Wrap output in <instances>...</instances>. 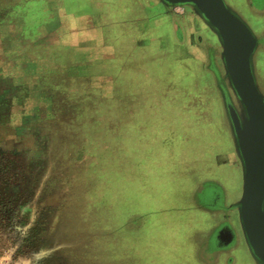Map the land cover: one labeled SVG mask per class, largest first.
<instances>
[{"label":"rangeland","instance_id":"374dc122","mask_svg":"<svg viewBox=\"0 0 264 264\" xmlns=\"http://www.w3.org/2000/svg\"><path fill=\"white\" fill-rule=\"evenodd\" d=\"M139 5L0 0V264H198L185 250L199 229L180 240L189 215L202 221L194 189L230 183L227 199L238 197L200 19ZM248 254L241 244L217 264H251Z\"/></svg>","mask_w":264,"mask_h":264},{"label":"water","instance_id":"95a60500","mask_svg":"<svg viewBox=\"0 0 264 264\" xmlns=\"http://www.w3.org/2000/svg\"><path fill=\"white\" fill-rule=\"evenodd\" d=\"M159 1L166 7H190L219 43L225 92L220 90L234 150L241 162V193L234 206L250 257L255 264H264V95L252 68L257 38L224 0Z\"/></svg>","mask_w":264,"mask_h":264},{"label":"flooded vegetation","instance_id":"af4514ba","mask_svg":"<svg viewBox=\"0 0 264 264\" xmlns=\"http://www.w3.org/2000/svg\"><path fill=\"white\" fill-rule=\"evenodd\" d=\"M224 1L245 20V22L249 25L257 38V45L253 55L252 68L255 81L264 95V70H262L261 67L257 65L258 61L256 60L258 59L255 60L257 56L259 57L261 54L264 55V0H237V3L236 0ZM238 6L242 7L243 10H240ZM249 10L251 12H249ZM195 16L199 18L197 15ZM256 22L260 25L258 29L254 26ZM199 23H201L200 26L204 27V30L201 27L200 30L204 33V36L207 39V41L203 43L202 47L206 57L204 68L209 72L214 82L225 113V120L227 125L226 135L228 137V142L226 146H224V150L222 153L229 154L226 151V147H230V152L232 151L237 162L236 164H234V167H232L233 165L230 167H232V169L234 170L236 169L239 172L240 176L241 162L234 150L229 119L224 107V100L222 98L223 93L220 90L223 89L225 83L221 77V75H223V69L219 58V43L216 40L214 34L207 28V26L202 22L201 19ZM175 30L179 32L180 29L179 27H175ZM198 39H200V36H198ZM214 42L218 44V48L214 45ZM217 73H219V76ZM222 91L225 92V89H223ZM230 97L233 104L235 105V108L238 110L239 106L232 93H230ZM231 187L233 186H231L230 183H228V187L224 186L223 188L220 184H214L212 180L209 182L204 180L200 182L196 189H194L195 191H193L192 205L196 208L197 211L202 213V218H200L202 220L200 223L201 226L198 228L200 240L197 243L198 257L201 264H217L222 253L231 251L239 247L241 244L245 245L237 219V211L234 206V202L236 200L228 201L227 199V193H229L230 190L233 189ZM205 216L208 218H206ZM203 220L209 221L203 223ZM195 229L192 230L194 233H196ZM231 261L232 258H229L226 262L228 264H231ZM251 264H255L253 260L251 261Z\"/></svg>","mask_w":264,"mask_h":264},{"label":"crops","instance_id":"0c3cea01","mask_svg":"<svg viewBox=\"0 0 264 264\" xmlns=\"http://www.w3.org/2000/svg\"><path fill=\"white\" fill-rule=\"evenodd\" d=\"M146 1V0H145ZM144 0H134V2H135V4L136 3H140V7L142 8V10H145L146 12H148V10L150 9V7H154L155 5H157L158 3L159 4H161V6H162V8L165 10V12L166 13H168V14H170L169 12L170 11H168V10H166L167 8L159 1V0H153L152 1V5H150V6H147V4H146V2H148V1H146L145 2ZM138 5V4H137ZM146 8V9H145ZM147 15H149L148 16V18L147 19H145L144 21H141V27L139 26V29H145V31L147 32V31H149V30H151V29H153V28H156L157 26L155 25V22L153 21V20H155V18L154 17H156V16H154L152 13H148ZM153 18V19H152ZM252 19H254V18H252ZM134 21V20H133ZM135 21H140V19H136ZM198 25V23L196 24V26L194 27V28H199L200 29V27L201 28H203V30H204V27L203 26H200V24H199V26H197ZM254 26H255V28H259L260 27V25H259V23H255L254 24ZM174 29H175V27L173 26V23L171 24V31L172 32H174ZM137 29H135V31H136ZM143 32V33H138V39H140L141 37H144L145 35H147V33L146 32ZM183 31V30H182ZM182 31L181 30H179V38H177L176 40H180L181 39V33H182ZM205 31H206V29H205ZM204 31V32H205ZM171 33V32H170ZM144 34V35H143ZM184 34H185V31H184ZM173 40V39H172ZM217 40V39H216ZM177 42V41H176ZM213 42V41H212ZM215 43V42H214ZM172 44H170V46H171ZM217 48H218V44H214ZM189 47V46H188ZM187 47V48H188ZM190 47H191V45H190ZM220 47V46H219ZM262 56H264L263 54L262 55H260L259 57L257 56V58H255V60L256 59H258V60H256V61H258L257 62V65L258 66H260L261 67V69L262 70H264V63H263V60H264V58L262 59ZM190 57V56H189ZM194 57V56H193ZM190 72V71H189ZM188 72V73H189ZM207 72V74L209 75V77L211 78V76H210V74H209V72L208 71H206ZM191 73H194V71H192ZM188 75V74H187ZM193 76V75H192ZM211 85V89H212V91H213V94H215V96H216V102H217V105H220L221 106V111H222V114L224 115V117H225V113H224V110H223V105H222V103H221V100H220V98H219V95H218V93H217V89H216V87H215V85H214V82H213V80H212V78H211V83H210ZM214 89V90H213ZM209 97H211L212 95H208ZM209 125H210V123H209ZM203 128H201V129H204V128H206V126H207V124L206 123H204L203 125ZM226 133H227V129L225 130V132H224V135H225V138H226V141L228 142V137H227V135H226ZM204 134V133H203ZM204 136V135H203ZM205 137V136H204ZM227 142H225L224 144H225V146H226V144H227ZM224 156H225V159L226 160H228L227 159V154H224ZM236 172L238 173V171L236 170ZM242 178V177H241ZM241 178H240V181H241V184H242V180H241ZM241 184H240V187H239V195H238V197L236 198V199H234V200H237L238 198H239V196H240V193H241ZM232 188V187H231ZM232 190V189H231ZM231 190H230V192H231ZM234 200H232V201H234ZM229 201V200H228ZM193 206V205H192ZM194 210H196V208L194 207ZM199 212V211H198ZM190 216V218L188 217V219L186 220V221H183V224L182 223H180V224H182V226L184 227V233L182 232V233H180V240L182 239V237L184 238V239H190L193 235H195V233L192 231L193 229H195V228H199L200 226H201V222L200 221H198V223L197 222H194V220L192 219V217H191V215H189ZM144 221V220H143ZM159 221V218H157V219H155V220H150V221H148V222H146V223H144V222H141V227H143L142 229H141V231H140V235H139V237L141 238L139 241H137V243L136 244H140V243H143L144 242V240H145V242L142 244V245H145V246H147V241H146V234H148V233H145V231H147L148 229H149V227H154V225L157 223ZM169 221H173L172 219H170ZM189 221H191V222H189ZM204 221V220H203ZM208 220H206V221H204L203 223H205V222H207ZM143 223H144V226H143ZM148 223H150V224H148ZM177 223H179V221L177 222ZM154 224V225H153ZM192 224V225H191ZM138 225H134V224H130V227H128V228H130V229H139L138 227H137ZM194 227V228H193ZM193 228V229H192ZM149 232H150V230H149ZM145 233V234H144ZM150 235H152L153 237H154V234L153 233H151L150 232ZM154 238H156V235H155V237ZM154 240H151V241H149L151 244H152V242H153ZM156 241V240H155ZM157 242V241H156ZM136 246V245H135ZM178 247H180L179 245H177V242L176 243H173V245H172V250H173V255L174 254H178V253H181V250L178 248ZM188 248V247H187ZM186 248V249H187ZM163 251H165V249L164 248H161ZM146 251H147V247H146ZM182 251L184 252V250L182 249ZM188 252V255H189V257L190 258H192V259H197V262H198V264H201V262H200V260H199V257H198V250H197V243H195V244H193L192 246H191V248H190V251L189 250H185V252ZM184 252V253H185ZM167 254H168V252H166ZM183 253V254H184ZM249 255V254H248ZM163 257H159V256H157V258H152L153 260L155 259H157V263H154V264H168V263H170V262H167V260L164 258V259H162ZM174 258V257H173ZM249 260L250 261H252L251 260V257H250V255H249ZM153 262H151V263H148V264H152Z\"/></svg>","mask_w":264,"mask_h":264}]
</instances>
